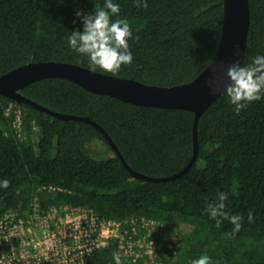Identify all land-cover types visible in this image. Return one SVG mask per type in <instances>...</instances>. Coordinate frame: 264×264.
<instances>
[{
  "label": "trees",
  "instance_id": "16d2710c",
  "mask_svg": "<svg viewBox=\"0 0 264 264\" xmlns=\"http://www.w3.org/2000/svg\"><path fill=\"white\" fill-rule=\"evenodd\" d=\"M114 2L120 12L111 18H126L136 37L128 41L133 62L115 75L97 72L170 86L192 80L212 58L222 29V0ZM103 3L0 0V74L39 61L89 68L85 57L68 48L67 36L82 30L77 10L92 13ZM248 5L242 65L264 55V0H248ZM20 93L53 112L99 124L138 174L170 176L193 154L190 110L132 104L59 77L33 81ZM10 101L15 100L0 95V179L10 181L7 189H0V217L12 210L23 218L54 207L62 212L67 205L91 211L103 221H119L123 238L110 237L93 248L87 256L90 264L114 263L119 245L143 232L150 233L146 241L162 245L153 255L139 257L137 264H191L202 254L211 258L209 264H264V98L237 114L220 94L197 121L192 165L162 181L134 177L87 122L18 103V130L14 114H5ZM97 143L104 146L93 148ZM99 151L104 153L95 155ZM220 191L228 193V215L242 217L238 232L227 218L217 226L206 212ZM142 220L154 221L156 232L150 225L142 228ZM181 222L188 225L186 230H180Z\"/></svg>",
  "mask_w": 264,
  "mask_h": 264
},
{
  "label": "water",
  "instance_id": "95a60500",
  "mask_svg": "<svg viewBox=\"0 0 264 264\" xmlns=\"http://www.w3.org/2000/svg\"><path fill=\"white\" fill-rule=\"evenodd\" d=\"M222 2V29L217 48L207 65L188 82L170 86L145 84L132 78L108 75L67 62L39 61L23 64L0 74V95L15 100L17 103L28 104L61 119L80 120L93 125L134 177L150 181L174 178L192 165L197 155V121L203 111L220 95L219 92L211 94L205 81L212 79L222 89L229 82L228 67L234 62L242 63L249 26L248 0H222ZM48 77L64 78L90 92L105 94L136 105L182 108L192 111L194 118L191 159L180 171L167 177H148L136 173L126 164L114 142L99 124L88 117L53 112L20 93V90L27 84Z\"/></svg>",
  "mask_w": 264,
  "mask_h": 264
},
{
  "label": "built area",
  "instance_id": "2783aa9c",
  "mask_svg": "<svg viewBox=\"0 0 264 264\" xmlns=\"http://www.w3.org/2000/svg\"><path fill=\"white\" fill-rule=\"evenodd\" d=\"M10 112L15 116V127L20 130V108L16 101L7 104L5 114ZM60 210L54 207L45 214L35 211L36 214L26 218L18 211L5 212L0 217V264H90L87 256L93 248L107 238H123L119 221L100 220L93 212L78 207L64 205ZM149 225L156 232L154 221L140 223L142 228ZM131 230L136 231L133 226ZM149 235L143 232L141 237L127 238L126 243L119 245L117 254L121 264H137L139 257L158 251L162 243L151 238L146 241Z\"/></svg>",
  "mask_w": 264,
  "mask_h": 264
},
{
  "label": "clouds",
  "instance_id": "9594fccd",
  "mask_svg": "<svg viewBox=\"0 0 264 264\" xmlns=\"http://www.w3.org/2000/svg\"><path fill=\"white\" fill-rule=\"evenodd\" d=\"M120 5L114 0H104L103 6L95 12L85 13L77 10L76 16L80 18L82 30H74L67 36V46L73 52L85 57L88 67L92 71H102L115 75L122 65H131L133 52L129 47V38L135 39L130 24L126 18L118 16ZM75 23V21H73ZM229 82L221 89L217 82L208 79L205 84L210 93L219 92L227 97V102L233 106L235 113L257 100L264 98V55H256L249 64L232 63L227 69ZM10 181L0 179V189H7ZM228 193L220 191L216 193V199L208 203L206 212L216 221L217 226L223 218H227L234 225V232L241 228L240 215H228L225 211V201ZM248 220H253V214L248 213ZM115 264H121L119 254L113 253ZM210 257L202 254L192 260L191 264H209Z\"/></svg>",
  "mask_w": 264,
  "mask_h": 264
},
{
  "label": "rangeland",
  "instance_id": "374dc122",
  "mask_svg": "<svg viewBox=\"0 0 264 264\" xmlns=\"http://www.w3.org/2000/svg\"><path fill=\"white\" fill-rule=\"evenodd\" d=\"M102 146H104V144L102 145V144H100V143H97V144L93 145V148L98 149V148H101ZM86 147H87V145H86ZM101 150H105V149H101ZM102 153H104V152L99 151V152H96L95 155H99V154H102ZM181 223H182V222H181ZM187 227H188V225H187V224L185 225L184 222H183V223H182V228H180V230H181V231L186 230ZM175 230H176V229H175Z\"/></svg>",
  "mask_w": 264,
  "mask_h": 264
}]
</instances>
